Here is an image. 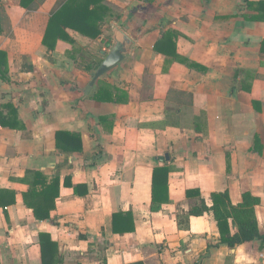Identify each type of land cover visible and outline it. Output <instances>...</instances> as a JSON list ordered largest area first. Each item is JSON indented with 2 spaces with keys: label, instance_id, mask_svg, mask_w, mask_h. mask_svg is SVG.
<instances>
[{
  "label": "crops",
  "instance_id": "crops-1",
  "mask_svg": "<svg viewBox=\"0 0 264 264\" xmlns=\"http://www.w3.org/2000/svg\"><path fill=\"white\" fill-rule=\"evenodd\" d=\"M61 1L0 0V115L10 119L0 123V264H196L220 243L217 223L179 220L224 192L234 206L246 193L260 200L264 233V22L247 20L244 0H105L112 16L98 39L69 30L73 43L51 51L43 39ZM116 31L129 54L85 95ZM167 35L171 48L158 52ZM104 92L113 100L95 99ZM59 131L83 149L61 152ZM158 168L169 169V203L155 208ZM36 173L38 191L59 181L49 220L24 201ZM122 212L133 233L114 232ZM43 236L56 247L43 251ZM202 264H264V242L212 248Z\"/></svg>",
  "mask_w": 264,
  "mask_h": 264
},
{
  "label": "trees",
  "instance_id": "trees-1",
  "mask_svg": "<svg viewBox=\"0 0 264 264\" xmlns=\"http://www.w3.org/2000/svg\"><path fill=\"white\" fill-rule=\"evenodd\" d=\"M45 0H21V5L24 8L35 9L40 3ZM105 0H62L57 9L49 18L43 45L49 50L54 51L59 41L73 43V39L69 35V30L79 33L90 39H98L102 35V26L108 18L112 16L111 10L104 5ZM245 7L250 13L246 16L249 21L264 22V0H244ZM170 36H165L159 41L155 49L163 53L164 48H171L168 44ZM174 49V45L172 46ZM264 51V43L262 46ZM169 53V52H168ZM170 55V53H169ZM6 56L4 52L0 51V68L3 57ZM99 67V65H98ZM97 67V68H98ZM4 71L0 70V76ZM105 77V76H104ZM106 97L112 101L113 97L108 92L97 96V100H105ZM10 119H4L0 115V123L3 125H10ZM14 126H11V128ZM57 148L66 154L80 152L82 148L81 137L77 134L59 131L56 133ZM168 168H158L154 172L153 179V206L160 208L163 204L169 203L168 196ZM35 182L26 194H24V201L27 207L33 210L35 217L39 220H49L51 211L55 208L54 200L57 197V191L52 196V186L58 188V179L50 184L49 187L43 191H38V185H45V180H41V175L36 173ZM84 187L78 185L73 187L75 193L79 194V189ZM1 192L0 195H2ZM200 196L199 192H187V196ZM15 202V199L8 203L9 206ZM211 205L201 199L200 204L194 206L188 213L187 217L179 220V227H187L190 217H201L206 214H213L220 232V243L216 246L209 245L207 253L201 257L196 264H202L203 260L209 255L212 248H218L222 245H227L230 248L250 243L253 241L264 242V233L259 230L258 223L255 217L254 206L260 203V200L254 199L250 194L243 195V202L234 206L231 203L228 192L217 193L211 196ZM114 232L116 234H127L135 231L133 216L130 212L115 214L114 217ZM231 225L237 229L234 235L231 232ZM46 244L56 247L53 242L46 236L41 237V246L44 251Z\"/></svg>",
  "mask_w": 264,
  "mask_h": 264
},
{
  "label": "water",
  "instance_id": "water-1",
  "mask_svg": "<svg viewBox=\"0 0 264 264\" xmlns=\"http://www.w3.org/2000/svg\"><path fill=\"white\" fill-rule=\"evenodd\" d=\"M130 48L131 39L128 36L116 31L114 44L104 58L103 62L93 73L92 79L84 91L85 95H89L93 87L100 79L108 75L126 60Z\"/></svg>",
  "mask_w": 264,
  "mask_h": 264
}]
</instances>
